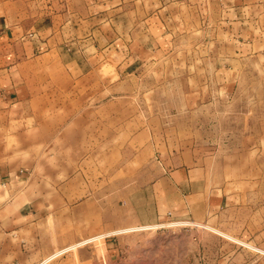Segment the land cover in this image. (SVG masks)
<instances>
[{
	"label": "rangeland",
	"instance_id": "rangeland-1",
	"mask_svg": "<svg viewBox=\"0 0 264 264\" xmlns=\"http://www.w3.org/2000/svg\"><path fill=\"white\" fill-rule=\"evenodd\" d=\"M57 1L39 0L33 18H47ZM248 2L258 6L241 24L216 0H71L65 34L87 40L72 97L116 117L103 144L72 154L78 169L64 186L62 167L42 168L71 154L48 150L58 122L41 100L36 192L87 198L48 202L41 264H264V0ZM49 75L65 77L39 80ZM0 153L19 167V121L2 113ZM181 168L191 196L167 214L160 180Z\"/></svg>",
	"mask_w": 264,
	"mask_h": 264
},
{
	"label": "crops",
	"instance_id": "crops-1",
	"mask_svg": "<svg viewBox=\"0 0 264 264\" xmlns=\"http://www.w3.org/2000/svg\"><path fill=\"white\" fill-rule=\"evenodd\" d=\"M216 1L218 8H223L227 14L225 19H232V14H235L240 23L244 19L243 11L258 6L249 0ZM38 3L39 0H0V113L19 121V167L0 153V264H41L40 243L46 237L44 233L52 229L45 227L52 216L48 202L87 199L72 192H36L41 168L37 152L41 144L38 123L42 117L39 111L41 100L46 99L49 106L46 119L58 122L47 133L48 150L71 154L63 165L51 160L42 168L56 170L62 167L67 172L64 186L71 185L72 178L76 177L72 170L78 167L73 163L72 154L88 152L87 148L93 143L95 146L103 144L105 122L108 117L113 121L116 117L114 114L105 116L98 111L88 112L87 100L84 102L81 97H72L73 88L79 89L82 85L81 77L73 81L72 74L86 71L87 40L82 36L65 34L72 24L71 0L48 2V10L53 11L47 18L34 19L33 10ZM164 4L161 3L160 7ZM54 5H60L63 14L56 15ZM17 6L19 10H12ZM259 40L263 41L264 37ZM41 72H58L65 77L57 82L50 80L49 75L47 81L41 82ZM60 105H64V109H60L62 112L57 111ZM72 105L77 106L74 111ZM115 126L112 124L110 131H116L118 127ZM61 145L63 148L57 149ZM188 173L181 168L160 180L169 187L163 207L167 214L178 209L179 203L184 204L186 196H191L192 184ZM14 187L20 188L16 195L12 191ZM192 196L198 195L192 193ZM18 221L19 226L14 228ZM14 248L17 254L19 251V262L12 260L11 250Z\"/></svg>",
	"mask_w": 264,
	"mask_h": 264
}]
</instances>
